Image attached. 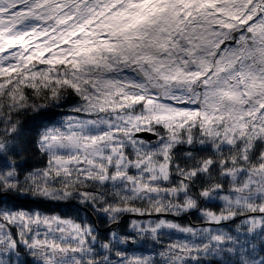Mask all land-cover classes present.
Masks as SVG:
<instances>
[{
  "label": "snow or ice",
  "instance_id": "1",
  "mask_svg": "<svg viewBox=\"0 0 264 264\" xmlns=\"http://www.w3.org/2000/svg\"><path fill=\"white\" fill-rule=\"evenodd\" d=\"M0 160V264H264V0H0Z\"/></svg>",
  "mask_w": 264,
  "mask_h": 264
},
{
  "label": "trees",
  "instance_id": "2",
  "mask_svg": "<svg viewBox=\"0 0 264 264\" xmlns=\"http://www.w3.org/2000/svg\"><path fill=\"white\" fill-rule=\"evenodd\" d=\"M49 112H59V109H48L44 110L41 113H30L29 115L23 117V123L21 126L20 133L16 139V150L20 154L17 158L18 163L22 164L23 167L27 170H31L37 167H43L46 163V158L42 156L38 148L36 146V139L38 133L43 125L48 123L49 117H46L45 113ZM60 115H63L61 113ZM60 116H57L58 120ZM3 161L0 160V166H2ZM0 202H2V198H0ZM9 206H14L17 208L24 209H36L39 208L41 211H45L48 213H60V214H71V215H79L82 219L89 220L95 226L96 230L102 237H108L110 232L112 231V227L107 224V222L100 217H96L94 215L88 214L85 215L83 211L77 213L75 209H69L64 205L54 203V202H46V201H38L34 200L29 196H14L8 201ZM198 218L196 216L191 217H183L180 218L181 223H189L192 221H196ZM239 221L233 222L231 225V230H234L236 224ZM128 218L126 217L124 221L121 223L119 228L115 229L119 233H125L127 231ZM137 247H130L129 252L134 250Z\"/></svg>",
  "mask_w": 264,
  "mask_h": 264
},
{
  "label": "rangeland",
  "instance_id": "3",
  "mask_svg": "<svg viewBox=\"0 0 264 264\" xmlns=\"http://www.w3.org/2000/svg\"><path fill=\"white\" fill-rule=\"evenodd\" d=\"M59 119H60V118H59ZM22 197H25V196H22ZM112 230H113V229H112ZM132 247H137V246H132ZM140 251H142V250L139 249V248H134V250H132V251L130 252V254H131V253L139 254Z\"/></svg>",
  "mask_w": 264,
  "mask_h": 264
},
{
  "label": "water",
  "instance_id": "4",
  "mask_svg": "<svg viewBox=\"0 0 264 264\" xmlns=\"http://www.w3.org/2000/svg\"><path fill=\"white\" fill-rule=\"evenodd\" d=\"M149 139H151V137H148Z\"/></svg>",
  "mask_w": 264,
  "mask_h": 264
}]
</instances>
